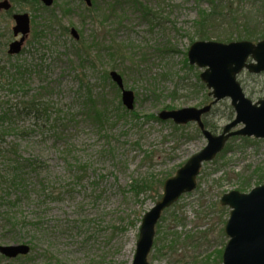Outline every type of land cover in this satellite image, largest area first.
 <instances>
[{"label": "rangeland", "instance_id": "1", "mask_svg": "<svg viewBox=\"0 0 264 264\" xmlns=\"http://www.w3.org/2000/svg\"><path fill=\"white\" fill-rule=\"evenodd\" d=\"M8 1L12 2L13 13L31 17L25 50H30L28 43L34 33L52 24L50 17H56L59 24L47 34V48L42 51L47 53L48 67L41 78L46 75L55 105L60 104L59 109L74 116L66 117L68 128H62L57 140L31 145L25 141V156L42 159L51 176L61 178L60 182L50 178L52 185L59 183L57 191L71 182L66 176L75 162L90 163L86 179L97 180L100 175L104 178L95 191L83 193L77 188L65 194L64 201L41 207L38 212L45 214L44 232L25 231L24 242L37 239L35 249L22 259L0 256V264H132L140 221L158 202L152 191L135 195L132 183L147 177L161 181L175 176L207 145L196 124L175 129L170 122L160 124L144 117L158 115L167 110L166 106L181 110L203 108L210 103V91L197 80L202 70L184 67L191 40L198 41L193 22L200 10L208 9V1L139 0L149 7L148 13L137 0H90L95 7H88L84 0H55L47 11L40 6L33 9L28 0ZM227 1L219 7L225 9L234 3L239 12L247 7V19L248 15L258 19L262 13L261 0ZM242 13L237 15L239 30L246 23ZM10 15L0 12V38L3 44L8 40L6 51L14 40L15 23ZM218 24L224 30L230 26L227 19ZM58 26L67 28L68 34H62ZM71 29L76 30L79 41L70 34ZM0 60H5L2 52ZM112 71L121 75L126 89L135 94L141 119H124L100 130L85 103L91 97L98 111L107 109L116 115L121 92L107 77ZM238 80L250 100L264 98V74L243 72ZM234 118L231 102L226 99L213 108L205 121L219 135ZM241 128L243 125L235 130ZM242 139L247 138L230 139L216 159L202 166L196 189L163 213L149 264H222L219 252L224 251L229 240L224 229L230 209L221 206L220 200L238 191L243 180L251 179L244 193L250 192L258 186V171L264 169V140ZM38 140L41 139L29 141ZM149 154L153 157L145 160ZM24 242L0 234V245Z\"/></svg>", "mask_w": 264, "mask_h": 264}, {"label": "trees", "instance_id": "2", "mask_svg": "<svg viewBox=\"0 0 264 264\" xmlns=\"http://www.w3.org/2000/svg\"><path fill=\"white\" fill-rule=\"evenodd\" d=\"M207 1L209 4L208 9L200 10L197 20L193 22L196 29L195 39L200 41L215 39V41L222 43L241 40L252 42L264 40V0H261L263 5L260 11L262 13H260L258 19L257 17H251L252 15H248L251 20L247 19L246 14L250 13V10L247 7L243 8L244 11L241 12H244L242 14H244L246 23L241 30H239L237 18L238 13L241 14V12H239L240 9L235 7L234 3L224 6L225 9H221L219 4H226L228 3L227 0ZM137 2L145 13L151 11L141 1L137 0ZM28 4L33 6V9L40 6L44 10H48V8L42 6L39 0H28ZM92 6L95 7V3ZM10 13L7 14L10 15ZM50 18L54 22L43 30L34 33L33 38L28 43L30 50L24 48L19 56L8 55L7 51L4 50L8 40L3 44L0 38V52L5 56V60H0V234L5 238L10 237L14 241L24 242L26 239L25 231L27 230L36 234L44 232L43 216L45 214L41 215L38 212L41 207L64 201L66 198L62 197L65 194L74 192L77 188L83 189V193L95 191L104 178L100 175L97 180L86 179L88 171L91 169L90 163L80 161L77 163L78 165H75V162L71 165L69 174L66 176L67 181L71 182H68L69 184L63 187L62 190L57 191L59 183L56 186L55 184L52 185L50 178L57 179L59 182L61 178L52 177L42 159L25 156L24 154L23 144L25 141L26 144L31 145L32 143L43 144L44 141L57 140L63 132L62 128H68L66 127L68 126L67 120H65L66 117L72 115L70 112V115H68V111L64 109H59L60 104L55 105L51 100L52 88L46 75L44 76L45 79L41 78L48 67L45 60L47 53L42 52L47 48L44 47L46 38L55 29L54 25L59 24L55 22L56 17L52 16ZM226 19L230 22V26H227L228 29L224 30L223 25L218 23H222ZM57 28L62 34H68L67 28L63 26ZM221 28L223 31H220ZM191 42L194 43V40L192 39ZM55 44L53 45L55 46ZM184 64V67L186 66L191 70L195 69L188 65L187 59ZM107 77L109 78V75ZM197 80L201 83L199 74H197ZM201 86L205 88L203 83H201ZM113 87L120 94L121 91L115 84H113ZM47 96H50V99ZM207 98L208 95L205 98L206 102ZM86 100L88 101L85 105L93 115L92 121L100 130L104 125H115L118 121L124 119H131V122L134 119H141L136 109L128 111L123 106L122 100L117 102L116 115L107 109L98 111L91 97ZM208 102H211L210 98ZM164 109L171 110L174 108L166 106ZM72 119H74L73 115ZM89 119L91 120V117ZM144 119L160 124L166 123L162 122L158 115H148ZM204 122L206 128L215 133L216 128L210 125L209 122ZM174 128L181 127L174 125ZM38 133L39 137L37 136ZM39 138L40 141H29ZM242 140L248 141V139ZM226 150H228V147ZM152 157L151 154L146 155L145 160H151ZM72 174L73 176H71ZM168 178L158 181L152 177H147L134 181L130 188L138 196L152 191L159 200L162 197L164 183ZM257 178V185H263L264 169L258 171ZM250 184L251 179L243 180L238 191L244 193ZM30 210L32 211L30 212ZM157 234H160L158 229ZM35 242H37V239L31 238L30 243H24L30 245L31 251H33L36 247ZM222 253L223 251L219 252L221 260ZM22 258L25 257L17 259Z\"/></svg>", "mask_w": 264, "mask_h": 264}, {"label": "water", "instance_id": "3", "mask_svg": "<svg viewBox=\"0 0 264 264\" xmlns=\"http://www.w3.org/2000/svg\"><path fill=\"white\" fill-rule=\"evenodd\" d=\"M46 7H51L54 0H40ZM90 6L91 1L86 0ZM12 4L8 0L0 2V12L9 11ZM15 37L8 53L12 56L21 54L31 32L29 14L13 16ZM72 35L79 39L75 29ZM189 63L203 69L200 75L203 83L210 90L213 103L203 108H185L164 110L159 113L162 121H172L176 125L196 123L207 140L206 147L193 155L176 173L164 183L162 198L147 212L142 220L139 240L132 264H149L148 257L154 245L156 226L167 209L172 207L183 195L196 189L197 177L202 165L213 161L220 154L232 137H249L264 140V98L253 102L238 82V76L247 70L254 75L264 73V40L258 43L239 41L223 44L214 41H197L189 49ZM112 80L122 90V103L133 111L135 95L126 90L123 78L115 71L110 74ZM230 99L235 110V118L227 124L220 135H214L205 128L203 117L210 113L218 102ZM243 125L240 130H235ZM231 212L225 225V234L229 239L223 253L222 264H264V185L253 188L249 193L232 191L220 201ZM31 248L26 244L0 245V255L7 259L27 256Z\"/></svg>", "mask_w": 264, "mask_h": 264}]
</instances>
